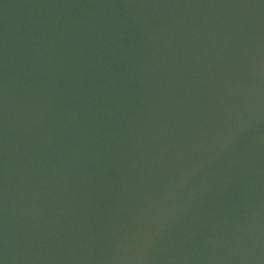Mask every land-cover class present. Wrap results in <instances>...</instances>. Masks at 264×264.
I'll return each mask as SVG.
<instances>
[{
    "label": "water",
    "instance_id": "1",
    "mask_svg": "<svg viewBox=\"0 0 264 264\" xmlns=\"http://www.w3.org/2000/svg\"><path fill=\"white\" fill-rule=\"evenodd\" d=\"M2 264H264V0H0Z\"/></svg>",
    "mask_w": 264,
    "mask_h": 264
},
{
    "label": "snow or ice",
    "instance_id": "2",
    "mask_svg": "<svg viewBox=\"0 0 264 264\" xmlns=\"http://www.w3.org/2000/svg\"><path fill=\"white\" fill-rule=\"evenodd\" d=\"M0 264H2V262H0Z\"/></svg>",
    "mask_w": 264,
    "mask_h": 264
}]
</instances>
